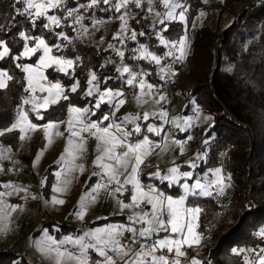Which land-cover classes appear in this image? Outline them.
<instances>
[{"label":"snow or ice","instance_id":"obj_1","mask_svg":"<svg viewBox=\"0 0 264 264\" xmlns=\"http://www.w3.org/2000/svg\"><path fill=\"white\" fill-rule=\"evenodd\" d=\"M133 3L137 9L146 8L147 12L152 14L154 17L152 27L156 30L158 46L165 51L163 54H156L147 44L141 43L139 47L132 49L131 59L144 60L158 66L157 75L160 83L149 82L146 79L149 75L147 71L143 69L134 71L132 67L124 64V48H117L116 44H111L109 48L116 52L121 63L116 69L118 75L106 78L105 83L108 79H118L122 81V86L101 90L96 72L90 71L83 96L97 98L91 108L75 106L69 98L70 94L77 93L80 81L74 79L66 88L58 78L50 79L49 75L45 74L46 70L52 69L53 72L63 73L70 79L75 77V68L80 57L72 59L63 54L72 43L69 35L63 30L64 27L72 28L78 36L86 35L88 29L83 23L86 18L84 13L99 9L101 12L118 14L114 18L120 21V29L114 37L115 40L121 45L128 40L137 41V31L129 26V19L135 18L129 9V5ZM160 3L163 11L155 10L154 0H87L85 3L76 2L74 7H70L67 0H14L15 13L27 20L30 29H45L50 35L55 36L56 41L62 40L67 43L54 41L50 44L43 33L33 35L31 31H19L22 44L14 53L9 42L0 39V62L11 59L14 68L23 74L22 80H16L14 72L10 74L7 69L0 68V90L8 89L10 82L16 80V83L20 84L19 91L24 94L20 97L10 124L0 129V137L15 131L18 133L19 141H27L31 139L32 133L40 130L46 143L51 145L55 137L64 135L59 129L61 124H66L68 146L61 161H67L69 164H75L86 151L89 138L96 140L97 155L94 163L100 168L99 175L106 179L107 184H97L93 194L81 202L79 210L75 213L79 219L84 218L88 204L95 201L94 193L97 190L114 185L109 190V195L113 198H117V194L122 196L126 192L130 193L129 202L117 198V203L122 212L126 209L132 210L131 215L127 217L131 225L111 224L90 230L78 238L69 236L57 242L48 237L47 243L41 242V253L51 259L53 264H118V261H122V264H207L196 257L188 256V250L198 249L203 239V233L199 231L203 208L190 198L226 195V191L232 186L231 173L225 172L223 165L208 167L194 183H189L195 175L192 170L208 163L207 148L195 154V161L188 162L187 166L192 170L181 171L180 166L175 165L168 168L166 174H161L160 171L151 174V179L158 180L166 189L176 188L177 193L182 189V194H166L162 188L154 184L143 183L140 170L154 149L161 146L160 142L149 139L148 134H154L161 137V141H170L172 145L178 146L181 155L185 152L186 142L193 139L191 135L184 139H175L172 132L162 135L165 129L161 125L147 123L150 117L158 116L163 124H171L176 131L182 133L190 132L200 120L207 121L211 117L202 115L199 106L195 108L194 116L170 117L164 107L155 111H145L142 116L130 113L119 121L115 116L126 102L124 86L134 90V98L138 105L151 102L155 108L161 102L167 103V95L162 94L160 89L171 82L170 75H176L175 64L183 63L188 58L190 6L186 0H160ZM17 4L20 7H16ZM199 16L203 17L204 13H199ZM91 19L93 27L104 23L94 16ZM68 21H71V24H68ZM177 23L182 26L181 33L172 36L171 26ZM57 28L60 31H56ZM164 33H169V36H165ZM145 34L144 31L139 32L141 37ZM54 49L57 54H53ZM33 57L36 59L33 60ZM62 101H69L66 105L68 116L66 121L50 119L43 124L33 122V119L44 121V113L52 106L61 105ZM102 105L108 107V112L101 110ZM97 112L100 115L93 120L91 117L96 116ZM140 121L145 122L143 127ZM204 143L207 145L208 140L206 139ZM11 151V148L0 146V161L9 159L8 154ZM40 155H43V150ZM77 167L80 171L84 169L82 164ZM72 170L69 168V171ZM3 171V165L0 164V172ZM124 173L127 175L121 182L120 176ZM56 175L59 177L61 173ZM64 183L67 184L69 181ZM2 187L5 191H0V235H6L9 231L8 221L12 213L20 207L7 203L6 197L19 195L21 192H24L25 200L36 197L29 196L27 188L22 185L5 183ZM53 191L60 193L65 191V188L58 185ZM51 203L56 205L65 201L53 196ZM125 233L131 234L128 244L122 242ZM161 233L165 235L161 236ZM154 235L158 237L155 240L152 239ZM255 235L264 241V227H260ZM141 240L144 243H140ZM64 244L75 246L77 251L64 248ZM132 244H139V248L134 250ZM91 251L102 259L93 260ZM231 252L241 256L243 264H264V246L232 248Z\"/></svg>","mask_w":264,"mask_h":264},{"label":"trees","instance_id":"obj_2","mask_svg":"<svg viewBox=\"0 0 264 264\" xmlns=\"http://www.w3.org/2000/svg\"><path fill=\"white\" fill-rule=\"evenodd\" d=\"M76 2L85 3L87 0H67L70 6ZM187 2L190 6V19L197 13L202 2ZM13 3L14 0H0V39H6L14 53L22 44L19 31H31L33 35L43 33L50 44L56 42L55 36L50 35L47 30L30 29L27 20L15 13ZM16 7L20 5L17 4ZM218 11L220 14L228 12L232 15L231 21L223 28L211 27L206 23L197 28H189L190 52L185 61L187 75L193 84L187 97L188 103L193 99L197 106L213 118V124L201 143V148L208 150V163L201 164L199 171L223 165L225 172L231 173L234 185L221 202L217 197L190 199L203 208L199 220V231L203 235L211 232L221 221L225 222L209 247L205 244L201 248L200 260L207 264H243L242 257L233 254L232 248L264 246V241L255 235L260 227H264V0H221ZM131 25L140 29L136 18L131 20ZM171 29V35L176 36L181 33L182 26L177 23ZM143 30L150 32L149 28ZM164 35L169 36V33ZM155 37L152 33L142 37L138 34L140 42L161 53L163 48L158 46ZM64 52L67 56H80L75 77L80 79L81 86L84 80L82 76L88 68L99 72L108 69L111 75L114 74L111 64L101 63L107 58L109 49L77 46L75 49L67 48ZM126 60H130L135 68L151 67L144 60ZM0 68L7 69L10 74L14 72L16 80L23 78L19 69L14 68L11 59L0 62ZM47 73L50 78H58L64 83L72 80L52 69ZM16 80L10 82L8 89L0 90V129L10 124L20 97L24 95L19 91L20 84ZM119 84L118 79H108L105 83L112 86ZM77 95L78 91L70 94V102L82 104L85 99ZM68 103L69 101H62L61 105L49 108L44 113V121L34 120L44 123L50 119H62L66 115ZM189 106L187 105L185 112L189 111ZM206 139L207 145L204 143ZM0 141L12 151L18 149V133L15 131L0 137ZM39 141L42 143L43 138L38 139ZM51 167L55 165H49L44 172L47 188L51 183L52 175L48 174ZM122 216L112 215L91 224L119 220ZM61 227L71 228L66 225ZM62 228L49 230L57 236L64 233ZM24 263V257L17 252L5 248L0 250V264Z\"/></svg>","mask_w":264,"mask_h":264},{"label":"rangeland","instance_id":"obj_3","mask_svg":"<svg viewBox=\"0 0 264 264\" xmlns=\"http://www.w3.org/2000/svg\"><path fill=\"white\" fill-rule=\"evenodd\" d=\"M201 2L202 5L198 8L197 13H195L189 19V28H197L203 23H206L211 27H218L219 29H221L231 21L232 15L230 13L224 12L220 14L218 11V5L221 0H201ZM154 3L155 10L163 11L160 0H154ZM186 3L188 4L187 0ZM74 6L75 5H72L70 7ZM101 7L106 6L101 5ZM129 9L131 10L130 14L133 15L140 24V29H135L131 25V20L134 18H130V28L135 29L138 34L140 31H144V28H149L150 32L146 31V33L144 31L146 35L148 36L149 33H152L154 36H156V30L152 27L154 22V17L152 16V14H149L146 8L137 9L134 3L129 5ZM81 12L83 13V10H81ZM201 12L204 13L203 17L199 16V13ZM84 14L86 18L83 23L85 26H87L88 33L84 36H78L75 30L68 26H65L63 30L69 35L72 40V43L67 48L75 49L77 46H80V48L83 46H94L97 49H109L107 58L104 59L101 63L104 62L106 64H109V66L111 64V68H113L114 74L111 75L108 72V69H103L101 72H99L94 70L93 68H88L82 76L84 80L82 86L80 84V88L78 89L79 95H77L79 98H84L85 101L82 104H74L75 106H87L91 108L92 104H94L97 98L96 96L87 98L83 96V93L86 90V82L89 79L90 71L96 72L101 90L109 87L113 89L118 87L105 85L106 78L116 77L118 75L116 69L121 63L120 58L117 56L116 52L109 48V45L111 44H116L117 48H124V64L132 67L134 71H139L140 69L147 71L149 75L146 77V79L149 82L160 81L159 76L157 75V73L159 72L158 66L151 64V67L141 68L137 66V68H135L131 65L130 60H126V58L131 59L133 55L132 49L139 47V44H141L142 42H140L138 40L139 38L137 37V41L133 42L131 40H128L125 41L124 45H121L119 41L114 39L116 33L120 29V21L114 18L118 14L114 12H101L99 9H96L94 12ZM92 16H94L98 20H103L104 23L102 25L93 27V21L91 19ZM68 24H71V21H68ZM56 31H60V29L57 28ZM154 39L157 42L156 37ZM56 42L62 44L67 43L66 41L62 40ZM150 50L154 51L153 48H150ZM164 51L165 49H163L161 53H157L156 51L155 52L156 54H163ZM53 54H57L55 52V49ZM63 54L67 56V53L63 52ZM67 57L75 59V57L77 56L73 57L71 55ZM25 62L31 63L30 61ZM174 67L176 70V75H178V77L174 89L171 90L169 94H166L167 103L161 102V104L156 105L155 108L153 107L151 102H149L148 104L138 105L133 95V101L129 104H124L123 106H121L119 111L115 113L117 121L130 113L139 114L142 116L145 111H155L160 107L166 108L169 112L170 117L194 116L197 104L193 99H191V101L189 102L190 104L188 103L187 92L191 88L193 81L187 75L186 61H184L183 63L178 62ZM48 70H46V75H48ZM74 79H78L80 81L78 77H75ZM74 79H72L69 83H64L62 80H59L67 88V86L71 85L74 82ZM169 79L171 81L170 83H172L174 81V76L170 75ZM119 81V86H122V81ZM125 97L126 95L124 88V99ZM89 101H91V103H89ZM187 105H190V109L189 111L185 112ZM101 110L104 112H108V107L106 105H102ZM99 115L100 113L97 112L96 116H92L91 118L93 120H96V117ZM202 115L210 116L211 119L207 121L200 120L197 125L193 127L188 133L176 131V129L173 128L171 124H163L158 116L150 117L147 123H155L161 125L165 129V133H162V135H165L168 132H172L175 139H184L187 135H191L193 139L186 142L185 152L183 155H181L178 146L172 145L170 141H161V137H156L154 136V134H148L149 139L160 142L161 146L154 149L153 154L150 155L145 160V163L141 166L142 169L144 168L140 173V178L143 183L154 184L157 187L162 188L166 192V194H182V189L179 191V193H177L176 188H173L171 190L166 189L164 185L160 184L158 180L151 179V174L157 171H160L161 174H166L168 168L175 165L180 166L181 171L192 170L187 166L188 162L195 161V154L204 150V148H201L202 140L205 139L207 132L213 124V118L211 114L202 109ZM67 119L68 116L66 112L64 118L57 120L66 121ZM33 122L43 124L35 121L34 119ZM140 123L143 127L145 122L140 121ZM131 126L132 125H129V127ZM66 127V124L60 125L59 130L60 132L64 133V135L55 137L51 145H48L46 143V139L42 131H35L31 134L30 140L19 141V145L16 147V149H18L15 151H11V153L8 154L10 156L9 159L0 161V164H2L4 168V171L0 172V191H5V189L2 187V185L5 183L18 184L27 188L29 196L36 197V199L25 200L23 199L25 195L24 192H21L19 195L13 194L6 197L7 203L19 205L20 207L16 212L12 213L8 221L9 231L7 232V234L0 235V247L9 250L16 249L17 254L24 257V264H53V261L45 257L40 251L41 242L47 243L48 237H51L57 242H61L69 236L73 238L84 236L88 231L94 230L98 227H105L111 224H124L125 226L131 225V221L125 218V215H131L132 210L126 209L125 212H122L119 204L117 203V198L123 199L125 202H129L128 197L130 193L126 192L122 196L117 194V198H113L109 195V190H111L114 185H108V188H101L94 193L95 201L88 204V208L83 219H79L75 215V213L80 208L81 202L84 201L86 197L93 194V190L96 189V185L107 184V181L106 179H103L101 175H99L100 168L94 163L97 155V142L94 138H89L87 140L86 151L80 156V158L75 161V164H69L67 161H61V157L65 155V149L68 146V133L66 131ZM40 138H43L42 143L40 141L38 142V139ZM0 146H3V148H9L3 145L1 141ZM41 150H43L42 156L40 155ZM37 159L39 160L38 163ZM80 164L84 166L83 171H80L79 167H77ZM49 165H55V167H51L50 172H48L49 175H52L48 190V188L45 186L46 176H44V172L48 169ZM69 168H72L73 170L69 171ZM192 171L195 172V175L193 179L189 181L190 184L194 183L195 179L203 173L200 172L199 169ZM57 173H61V175L58 177L56 175ZM125 175H127V173H124L120 176L121 182H123ZM64 181H69V183L65 184ZM58 185L65 188V191L60 193L54 192V187ZM231 185V188L226 191V194L229 193V191L233 188V179L231 181ZM53 196H56L58 199L64 200L65 203L53 205L51 203ZM126 196L127 198H125ZM224 196L217 197V199L222 200ZM107 211H110L108 212V214H111V212H122L124 214V218L119 219L116 223H96L94 225L91 224L92 222L98 220L99 216H102L101 212L104 214ZM52 217L56 218L54 222H51L49 220ZM224 224L225 222L221 221L216 228L203 236L201 246L198 248L194 257H198V259H200V257L202 256L201 248H203L205 244H207V247H209V244L211 243L213 237H215V235L222 230L221 228L224 226ZM64 225L71 228H62L61 226ZM61 228L64 230V233H61L57 236L49 231V229L55 231L61 230ZM124 235L131 236L130 233H125ZM160 235L163 236L165 234L161 233ZM63 247L73 252L77 251L76 247L70 244H64ZM133 249L135 250L136 248ZM90 255L93 260L102 259L94 251H91ZM118 264H122V261H118Z\"/></svg>","mask_w":264,"mask_h":264},{"label":"built area","instance_id":"obj_4","mask_svg":"<svg viewBox=\"0 0 264 264\" xmlns=\"http://www.w3.org/2000/svg\"><path fill=\"white\" fill-rule=\"evenodd\" d=\"M257 0H254V2H256ZM177 77L178 75H175L174 76V81L172 83H167L163 88L160 89V92L162 94H169L171 92V90L174 89V87L176 86V81H177ZM155 83L159 84L160 81H156ZM125 104H129L133 101V95H134V90L132 89H129L127 88L125 90ZM223 200V199H222ZM221 199H218L219 202L222 201ZM51 222L55 221L56 218L55 217H52L49 219ZM162 236V235H161ZM129 237L130 236H125L122 238V241L126 244L130 243V240H129ZM158 237L157 236H153L152 239L155 240L157 239ZM140 243H144L143 240L140 241ZM131 246H133L134 248H139V244H132ZM4 249L3 247H0V250ZM12 251L16 252V249H11ZM197 248H193V249H189L188 250V256L191 258L196 252H197Z\"/></svg>","mask_w":264,"mask_h":264},{"label":"crops","instance_id":"obj_5","mask_svg":"<svg viewBox=\"0 0 264 264\" xmlns=\"http://www.w3.org/2000/svg\"><path fill=\"white\" fill-rule=\"evenodd\" d=\"M142 166V165H141ZM144 169V168H143ZM142 168H141V170H140V173H141V171L143 170ZM125 198H127V196L125 197ZM126 210H124L123 212H125ZM108 212H110V211H107V212H105L104 214L101 212V214H102V216H99V218H98V220L99 219H104V218H107V217H109V216H112V215H123L122 216V218H124V214L122 213V212H120V213H118V212H115V213H112L111 212V214H108ZM128 216H126L125 215V218H127ZM121 218V219H122ZM118 220H114V221H108V222H104V223H116ZM50 231V230H49ZM203 236H205V235H203ZM134 248V247H133ZM136 249H138V248H136Z\"/></svg>","mask_w":264,"mask_h":264}]
</instances>
